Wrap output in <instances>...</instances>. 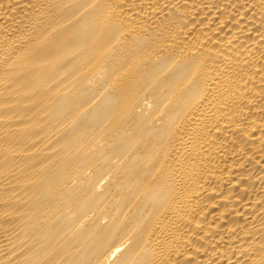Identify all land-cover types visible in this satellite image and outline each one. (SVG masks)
Wrapping results in <instances>:
<instances>
[{
	"label": "bare ground",
	"instance_id": "bare-ground-1",
	"mask_svg": "<svg viewBox=\"0 0 264 264\" xmlns=\"http://www.w3.org/2000/svg\"><path fill=\"white\" fill-rule=\"evenodd\" d=\"M0 264H264V0H0Z\"/></svg>",
	"mask_w": 264,
	"mask_h": 264
}]
</instances>
